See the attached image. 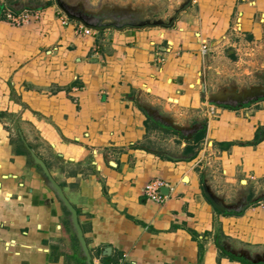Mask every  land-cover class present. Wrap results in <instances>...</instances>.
I'll list each match as a JSON object with an SVG mask.
<instances>
[{
  "label": "crops",
  "instance_id": "0c3cea01",
  "mask_svg": "<svg viewBox=\"0 0 264 264\" xmlns=\"http://www.w3.org/2000/svg\"><path fill=\"white\" fill-rule=\"evenodd\" d=\"M25 1L0 0V264H86L32 153L75 208L92 264H244L215 236L264 243V84L211 96L241 94L264 69V0H192L171 28L86 32L50 0ZM22 9L40 16L5 15Z\"/></svg>",
  "mask_w": 264,
  "mask_h": 264
},
{
  "label": "water",
  "instance_id": "95a60500",
  "mask_svg": "<svg viewBox=\"0 0 264 264\" xmlns=\"http://www.w3.org/2000/svg\"><path fill=\"white\" fill-rule=\"evenodd\" d=\"M56 2L69 19L80 22L88 29L101 31L106 29L123 30L126 28L141 29L148 27L171 28L177 16L190 6L192 0H180L176 6H168L167 17L160 16L159 12L161 11V8L154 4L132 2L120 3L116 0H102L100 5L95 8L84 9V15V13H82L81 11H78L76 13L70 12L59 0H56ZM260 91L261 86L257 85L251 86L241 91V94L236 93L235 95L232 94V92L219 93L211 96V99L212 101L224 102H226L228 99L241 100L247 99L249 97H254L258 93H260ZM240 95L243 98H241ZM148 113L152 114L150 111H148ZM161 120L167 123L170 128L176 130L177 132H180V130L182 129V127L174 125L169 120L162 118ZM32 157L34 158L35 162L42 168L44 174L46 175V178L48 179L49 185L53 188L58 198L70 212L72 225L81 251L85 257L86 264H92L88 247L78 223L77 212L75 208L68 202L60 186L50 176L43 161L36 157L33 153ZM202 188L206 198L211 202L213 207L219 212H224L225 208L223 205V201L213 194V192L205 182L202 183ZM160 191L163 194H166L168 192V188L166 186H162L160 188ZM255 256L256 260H253L252 263L264 262V253H256Z\"/></svg>",
  "mask_w": 264,
  "mask_h": 264
},
{
  "label": "rangeland",
  "instance_id": "374dc122",
  "mask_svg": "<svg viewBox=\"0 0 264 264\" xmlns=\"http://www.w3.org/2000/svg\"><path fill=\"white\" fill-rule=\"evenodd\" d=\"M83 1V3L86 5V7L87 8H95V7H97V6H99L100 5V3L102 2V0H82ZM166 1H168V0H166ZM27 4H33L35 7H40V6H42L43 4H44V2L42 3V1H40V0H37V1H35V2H32V1H30V0H26L25 1ZM50 3H53L52 5L54 6V8H55V17H57V18H60V17H63V18H65V16H66V14L63 12V10L57 5V2H56V0H50ZM168 4L169 3H167V4H164V5H158L160 8H161V10L162 9H164L163 11H161L160 13H161V16H162V13H164L163 15H165L164 17H167L168 16ZM171 6H175V5H171ZM36 10H38V9H36ZM159 13V14H160ZM67 17V16H66ZM68 18V17H67ZM70 21H71V19H69L68 18V23H70ZM67 23V24H68ZM85 27V26H84ZM237 39V38H236ZM259 76H258V75ZM255 76V78H253ZM247 77H250V78H247ZM246 77V81H242V85H240V84H238L237 85V87L238 88H249L250 86H256V85H263L264 84V69L263 70H261V71H259L258 73H256V72H253V73H251L249 76H247ZM257 77V78H256ZM164 135H165V138H167L168 137V135H170V134H168V133H164ZM164 143H167V141H164ZM168 144V143H167ZM165 146H167L166 144H165ZM228 238V237H227ZM231 244H233L234 246H236V247H239V246H241V247H245V248H247V249H249V250H251V251H256V252H263L264 251V243H261V244H257V245H248V243H246V241L244 242V240L243 239H241L240 240V238L238 239V238H231V237H229L228 239H227Z\"/></svg>",
  "mask_w": 264,
  "mask_h": 264
},
{
  "label": "flooded vegetation",
  "instance_id": "af4514ba",
  "mask_svg": "<svg viewBox=\"0 0 264 264\" xmlns=\"http://www.w3.org/2000/svg\"><path fill=\"white\" fill-rule=\"evenodd\" d=\"M70 12L76 13L78 11H81L84 13V9H86V5L83 3L82 0H59ZM85 15V13H84ZM158 118V117H157ZM184 129L182 128L180 132H183ZM216 241L219 245V247L229 255L239 259L244 264H264L261 262L252 263L253 260H256V253H264L263 252H254L251 251L245 247H236L233 244H231L225 236H221L220 234L216 235Z\"/></svg>",
  "mask_w": 264,
  "mask_h": 264
},
{
  "label": "built area",
  "instance_id": "2783aa9c",
  "mask_svg": "<svg viewBox=\"0 0 264 264\" xmlns=\"http://www.w3.org/2000/svg\"><path fill=\"white\" fill-rule=\"evenodd\" d=\"M6 17L15 25H23L27 22H29L31 19H38L39 18V11L38 10H30V9H22L18 13H14L10 10H6L5 12ZM60 20L63 24H67L68 18L65 16V18L60 17ZM80 28L83 30V32L88 31L89 29L80 26ZM239 30L238 26L234 28V31ZM200 37V36H199ZM200 50L205 51L208 50V44L204 40H200ZM161 182L158 181H152L149 182L145 187V194L150 199L154 200H160L162 197L158 193V187L161 185ZM110 264H121L119 263H110Z\"/></svg>",
  "mask_w": 264,
  "mask_h": 264
},
{
  "label": "trees",
  "instance_id": "16d2710c",
  "mask_svg": "<svg viewBox=\"0 0 264 264\" xmlns=\"http://www.w3.org/2000/svg\"><path fill=\"white\" fill-rule=\"evenodd\" d=\"M200 136H201V133L197 135V138H200ZM188 148H187L188 150H192L193 149L191 146H189Z\"/></svg>",
  "mask_w": 264,
  "mask_h": 264
}]
</instances>
